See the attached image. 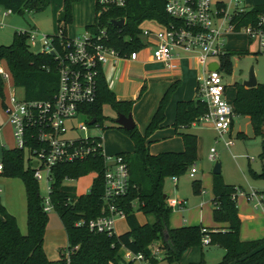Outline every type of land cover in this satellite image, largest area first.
<instances>
[{"label":"trees","instance_id":"trees-1","mask_svg":"<svg viewBox=\"0 0 264 264\" xmlns=\"http://www.w3.org/2000/svg\"><path fill=\"white\" fill-rule=\"evenodd\" d=\"M78 0H62L56 15L57 32L65 37L64 25L70 23L71 4ZM48 0H0L3 9L11 14L21 15L27 11L42 10ZM94 9V8H93ZM264 10V5L254 6L249 12L239 16L238 22L244 24L248 17L253 20L255 14ZM123 18L124 24L112 26L110 19ZM144 21H154L168 25L174 20L163 11V0H128L122 8H111L93 15V22L85 26L92 33L104 28L107 44L119 52V55L139 49L142 42L138 37L140 25ZM62 24L63 26H60ZM56 38L57 35H47ZM240 52L227 51L219 57L220 67L230 72L228 57ZM0 62L10 75L13 87L22 89L26 100L50 99L56 89L57 74L55 64L49 54L33 53L26 43V33L15 30L7 45H0ZM45 68H48L46 71ZM3 79L0 77V97H2ZM235 87L231 104L234 115L247 116L254 137L259 138L257 157L264 159V83L245 88L239 83ZM175 87L169 85L158 101L143 134L134 127L123 130L132 143L130 152H119L128 169V187L117 200L116 205L123 210L126 230L119 234L106 235L88 231L84 226H74L78 219H91L100 214L102 207L101 173L103 163L99 155H89L83 160L59 163L51 168L50 191L48 193L52 210L62 225L66 246L76 247L69 254V264H133L122 259V250L141 253L150 264L163 261L164 264H177L182 253L189 247L203 246L201 240L207 236L205 245H216L223 250L216 264H264V237L242 241L238 238L240 219L235 205V194L242 190L240 186L224 183L218 174L211 180V219L224 227L208 229L199 224L170 227L168 218L172 207L163 198V180L178 177L191 167L196 159V136L181 131L187 128L205 112V105L197 97L194 100L178 101L172 127L182 141V150L164 151L156 154L148 152V135L159 127L163 120L164 107ZM107 104L115 113H129L131 102L117 101L107 89L101 67L96 76V97L88 106L87 113L98 123L102 119L101 107ZM180 130V131H178ZM99 138V137H98ZM0 174L16 177L22 182L25 197V226L21 234L15 218L0 203V264H53L42 249L43 234L47 215L42 211L38 183L32 176L29 165L24 166L23 152L17 148H1ZM93 173L94 177L85 193H76L75 187L65 183V179L75 180L80 176ZM264 175V172L260 174ZM193 193H199V182L192 181ZM264 195L263 192H259ZM135 212L144 216L139 223ZM150 216L151 220L146 217ZM157 243L162 249L160 259L151 257L148 245ZM203 264L202 260L197 263Z\"/></svg>","mask_w":264,"mask_h":264},{"label":"built area","instance_id":"built-area-1","mask_svg":"<svg viewBox=\"0 0 264 264\" xmlns=\"http://www.w3.org/2000/svg\"><path fill=\"white\" fill-rule=\"evenodd\" d=\"M127 1L93 0L95 15L111 8H122ZM243 3L244 0H230L228 5L213 0H163V11L174 22L158 24L159 28L155 30L140 29L144 36L142 46L123 55L107 44L108 36L104 28H99L96 33L85 29L78 37H62L56 32V38L40 35L33 28L18 30L26 33L28 48L39 45L33 53L52 57L57 74L56 89L50 99L26 100L23 94L18 97L11 91L1 102L11 128L14 148L22 150L23 154L26 152L25 164L30 166L34 180L44 184L45 194H39L43 212L47 214L52 210L48 197L51 168L59 163L99 155L103 163L100 214L91 219H78L74 226H84L95 233L116 234L115 220L124 219V212L116 202L127 190L128 169L120 154H105L101 138L88 133L89 127H97V123L95 120L92 124L88 123L93 117L87 109L96 97L98 68L116 59L136 60L141 49L149 48L151 60L161 62L167 68H172V59L181 55L189 56L203 67L195 77L196 97L206 108L200 120L210 124L218 136L227 134L224 145L227 148L231 145L229 130L234 113L232 105L224 97L219 62V57L227 52L223 37L229 32H241L256 42L255 53L264 57V10L257 12L251 21L244 17L246 22L236 30L237 18L252 8H245ZM1 14L4 16L11 12L4 9ZM210 62L217 64L216 70H208ZM0 77L3 80L10 78L8 71L1 66ZM214 159L215 152L210 148L208 160ZM33 162L35 165H32ZM187 173L192 177L195 169L190 167ZM170 179L175 183L176 177L171 176ZM240 191H236L235 197ZM256 195V192L245 194L246 199L254 200V207L264 211V198ZM167 203L172 208L182 207L180 200L167 198ZM207 241V236L201 240L204 245ZM75 248L66 245L60 248L53 264H69V254ZM148 249L151 257L161 258L162 249L157 243L148 245ZM122 259L133 264H150L141 253L127 249L122 250Z\"/></svg>","mask_w":264,"mask_h":264},{"label":"rangeland","instance_id":"rangeland-1","mask_svg":"<svg viewBox=\"0 0 264 264\" xmlns=\"http://www.w3.org/2000/svg\"><path fill=\"white\" fill-rule=\"evenodd\" d=\"M223 2L228 5L230 0H213ZM62 0H48V4L42 10L27 11L21 15L1 13L4 9L0 6V45H7L11 41V36L15 30H23L28 27H33L40 35H53L57 32L56 15L60 9ZM245 8L262 6L264 0H244ZM93 0H78L71 4V19L70 23L64 25L65 34L69 37H78L85 31V26L93 22L94 14ZM140 25V29L148 28L155 30L158 27L154 24ZM60 26H63L60 24ZM241 23L235 25L238 30ZM139 39L142 41L144 36L139 33ZM224 47L227 51L240 52L241 54H232L228 57L230 63V72L227 73L221 70L222 83L224 85V97L228 103H231L234 96L235 87L233 83L238 80H244L247 75V70L252 66L256 83H264V57L261 54L255 53L256 42L248 39L241 32H229L223 37ZM39 45L29 47V50L36 52ZM0 66L6 71L5 64L0 62ZM188 66V64H187ZM188 69V70H187ZM185 71V78L191 79L195 74L194 68L188 66ZM146 83H150L147 81ZM10 84V80H3L2 97H0V143L5 149L14 147L11 128L5 119V115L1 108V102L5 101L11 91L18 97L22 95V89L14 87ZM102 119L98 122L97 127H89L88 133L93 136L101 137V144L105 154L116 153L118 149H131L132 143L128 136L116 128L113 123L114 112L106 104L102 105ZM191 131L197 137L196 159L191 165L195 169V173L190 177L187 169L184 174L176 178L173 183L170 177L163 180V193L168 199H180L183 202L181 208L173 207L169 215V223L171 225H212L210 202V186L212 180L211 169L214 162L219 163V173L221 180L230 185L240 186L241 191L235 197L236 208L243 214L251 211L256 216L252 221L242 223V236H253L261 234L264 224V218L259 207H253L254 200L246 199L245 194L256 192L257 197L264 191V159L257 157L259 152V138L254 137L251 132V126L247 116L234 115L230 129L231 145L227 148L224 145V140H227L228 135L223 134L218 136L211 125L200 121ZM212 148L215 152V159L208 160V151ZM149 152V151H148ZM26 152L23 154L25 166ZM93 173L80 176L73 181L67 180L66 183L75 187L78 193L87 191ZM199 182L204 188V193L199 195L193 193L191 182ZM0 203L4 209L14 216L16 224L24 229L25 224V208H24V193L22 182L16 177H5L0 174ZM39 194H45L44 184L38 183ZM202 201L203 205L199 206ZM47 220L43 234V249L47 257L51 260L58 257L60 248L66 245V238L62 225L58 216L53 210L47 212ZM136 220L140 223L145 221L143 215L135 212ZM151 220V217H146ZM127 228L124 219H117L114 223V232L119 234ZM261 228V229H259ZM223 254L222 248L216 245L193 246L187 248L179 258L177 264L197 263L202 260L203 264H216L221 259ZM157 264H164L159 261Z\"/></svg>","mask_w":264,"mask_h":264},{"label":"crops","instance_id":"crops-1","mask_svg":"<svg viewBox=\"0 0 264 264\" xmlns=\"http://www.w3.org/2000/svg\"><path fill=\"white\" fill-rule=\"evenodd\" d=\"M142 23L154 24L159 28L158 23L154 21H144ZM29 28H33V27L31 26L26 29ZM172 63L174 66L172 68H167L161 62L151 60L149 48H144L138 52V56L136 60L130 61L126 59H116L113 62L110 61L104 63L101 66V71L104 77L106 87L113 94L114 99L117 101L131 102L129 114L133 122V127L140 134H143L145 127L149 122L154 110L156 109L158 101L161 98L164 91L166 90V88L175 82V87L170 93L168 97V101L164 107L162 122L160 123L159 127L153 130L147 137L148 151L151 154H156L164 151L182 150V141L179 135L172 127V122L175 114V105L178 101L194 100L196 98L197 83L195 82V77L198 74H200L203 70V67L199 63L195 62L187 55L174 57L172 59ZM187 64L188 66L191 67V69L194 68L193 70L195 71V74L191 77V79H187L184 77L185 71L188 70ZM9 80H10V84L12 85L11 78H9ZM147 81H150V83H146ZM101 113H102V107H101ZM116 114L117 113L114 112V118ZM200 117L196 122L190 124L189 127L182 128L181 131L190 132L196 136L194 131L193 132L191 131V127H194L201 121ZM231 125H230V129H231ZM229 135H230V130H229ZM1 148H5V147L3 146V144L0 143V151ZM131 150H132V146L131 149L129 147L127 150L118 149L116 153L130 152ZM196 151H197V137H196ZM69 181H73V180H69ZM203 190L204 188L200 186V192L198 194L202 195L204 193ZM210 190H211V186H210ZM23 193H24V189H23ZM76 193L78 192L76 191ZM211 198L212 195L210 191V202H211ZM201 205H203L202 201L199 203V206ZM182 206H183V202H182ZM24 208H25V197H24ZM261 212L264 218V211L261 210ZM237 214L240 219V227L238 232V238L240 240L246 241V240H253L264 237V224L261 227L263 228L261 234L257 233L254 234L253 236H242L241 235L242 223L245 221L250 222L254 220L256 215L251 211H248L247 213L243 214L238 209H237ZM168 224L170 227H177V225H171L169 223V219H168ZM224 226L225 224L215 223L212 221V225L204 226V227L208 229H216L218 227H224ZM17 227L21 234L25 233L26 231L25 224H24V229L20 227L18 224ZM42 249H43V244H42ZM43 252L49 261H54L56 259V258H54L53 260L49 259L44 249Z\"/></svg>","mask_w":264,"mask_h":264},{"label":"water","instance_id":"water-1","mask_svg":"<svg viewBox=\"0 0 264 264\" xmlns=\"http://www.w3.org/2000/svg\"><path fill=\"white\" fill-rule=\"evenodd\" d=\"M109 24L112 26H121L123 24V18H114L110 19ZM208 70H216L217 69V64L215 62H210L207 65ZM237 83L241 84L245 88H250L254 87L257 83L255 81L254 77V72L252 69V66H250L247 70V75L244 80H238ZM94 118H92L88 123L92 124L94 122ZM113 123L117 125L118 127L122 128L123 130H130L133 128V122L131 119L130 114L123 115L121 113H117L115 118L113 119ZM32 165H35V162L32 163ZM212 174H218L219 173V163L214 162L212 169H211ZM166 195L163 193V198H165Z\"/></svg>","mask_w":264,"mask_h":264}]
</instances>
